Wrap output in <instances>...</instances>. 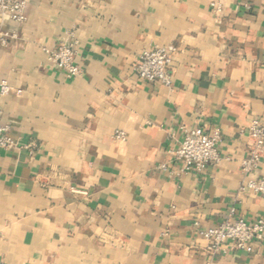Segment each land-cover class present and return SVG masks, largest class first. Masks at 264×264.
<instances>
[{
    "label": "crops",
    "instance_id": "0c3cea01",
    "mask_svg": "<svg viewBox=\"0 0 264 264\" xmlns=\"http://www.w3.org/2000/svg\"><path fill=\"white\" fill-rule=\"evenodd\" d=\"M28 0L0 24V264H264L209 255L200 234L264 219V196L239 191L249 124H264V0ZM73 44L69 79L43 49ZM172 45V84L138 79L143 50ZM15 91L20 94L16 95ZM180 127L220 132V162L180 172ZM126 135L123 142L114 133ZM29 146V148H28Z\"/></svg>",
    "mask_w": 264,
    "mask_h": 264
},
{
    "label": "built area",
    "instance_id": "2783aa9c",
    "mask_svg": "<svg viewBox=\"0 0 264 264\" xmlns=\"http://www.w3.org/2000/svg\"><path fill=\"white\" fill-rule=\"evenodd\" d=\"M28 0H0V24L8 23L21 25L26 21L25 8ZM224 0H211L210 8L215 16L222 14ZM14 35L0 32V47L8 45V39ZM54 66L64 72L69 79L79 77L82 70L76 63V52L73 44L64 43L52 49H43ZM176 48L172 45L143 50L139 55V61L133 71L138 79L148 84L171 87L172 74L170 72ZM264 83V75H263ZM11 88L5 81L0 82V95H7ZM19 95V91H15ZM182 140L174 149L167 151L179 164L180 172H201L208 165H216L220 162V156L216 150V144L220 140L219 130L210 134L200 128L187 129L180 127ZM247 136L250 140V149L247 156L241 161V171L248 175L255 171L260 162L264 148V124L258 120L252 121L247 128ZM116 141L123 142L126 135L122 131L114 133ZM16 146V142L10 136V129L0 121V149H9ZM29 148V146H28ZM248 191L252 194L264 196V177L250 179L241 183L239 191ZM207 243L209 255H217L225 251H238L246 254L253 252L254 242H264V219L247 222L242 218L225 220L217 226L200 231Z\"/></svg>",
    "mask_w": 264,
    "mask_h": 264
}]
</instances>
